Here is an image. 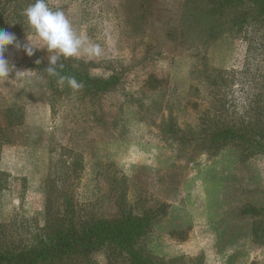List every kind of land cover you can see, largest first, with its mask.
I'll use <instances>...</instances> for the list:
<instances>
[{"label":"rangeland","instance_id":"1","mask_svg":"<svg viewBox=\"0 0 264 264\" xmlns=\"http://www.w3.org/2000/svg\"><path fill=\"white\" fill-rule=\"evenodd\" d=\"M46 3L102 50L60 62L116 83L96 96L60 86L45 72L46 49L28 57L9 46L12 81L0 80V242L31 244L68 203L81 222L119 209L156 213L144 241L155 263L264 264L254 218L242 214L264 207V154L243 159L239 148L208 149L200 137L201 120L210 127L218 107L221 121L238 119L264 94V43L229 25L208 38L207 0ZM27 7L5 13L22 45L29 26L13 19ZM107 261L121 264L106 253L89 259Z\"/></svg>","mask_w":264,"mask_h":264},{"label":"trees","instance_id":"2","mask_svg":"<svg viewBox=\"0 0 264 264\" xmlns=\"http://www.w3.org/2000/svg\"><path fill=\"white\" fill-rule=\"evenodd\" d=\"M34 0H4L0 9V25L5 31L9 22L6 8L10 4L19 7L29 6ZM207 15L210 27L208 38L217 36L224 26H231L236 31H243L246 40L258 39L264 43V0H207ZM24 9L18 13L17 27L23 26ZM224 12L231 15L222 19ZM227 23V24H226ZM183 34V33H181ZM63 67L58 69L60 75L73 76L83 83L81 92L92 96L107 92L116 83V78L110 75L107 79L94 78L80 66L60 62ZM48 67V66H47ZM46 67V68H47ZM51 78L57 81L58 77ZM221 105L215 110L214 123L209 125L201 120V139L206 140L208 149H220L225 145L239 148L243 159L256 154H264V94H258L241 117L221 121L226 116ZM171 131L174 132V125ZM210 128V129H209ZM190 138V140H193ZM159 211V210H158ZM62 215L53 222L45 223L41 235L31 244L13 246L0 242V264H90L91 255L106 253L108 260L119 258L121 264H163L155 263L144 241L151 232L156 213L148 211L141 216H135L130 211L119 209L117 215L110 219L93 221H78L74 218L69 204L60 206ZM149 213V214H148ZM242 214L252 216V239L264 243V207L245 206ZM108 262V261H107ZM110 262H108L109 264ZM115 264V261H114Z\"/></svg>","mask_w":264,"mask_h":264},{"label":"clouds","instance_id":"3","mask_svg":"<svg viewBox=\"0 0 264 264\" xmlns=\"http://www.w3.org/2000/svg\"><path fill=\"white\" fill-rule=\"evenodd\" d=\"M22 15L30 29V35H27V41L23 45L17 41L14 34L0 29V80L9 81L14 65L5 58V52L9 46L14 45L28 57H32L38 50L46 49L48 67L45 72L58 77L57 84L60 86L66 83L73 90L82 89L83 83L78 82L75 77L59 74L58 69L63 67L60 60L79 58L82 55L89 59L99 57L102 53L100 45L92 43L86 35L78 34L65 12L60 9L52 10L46 0H34L23 10ZM33 41L38 42L40 46ZM36 63L41 61L37 60Z\"/></svg>","mask_w":264,"mask_h":264}]
</instances>
